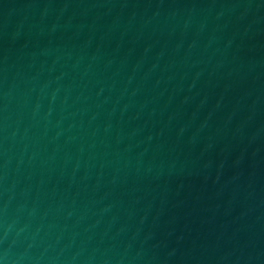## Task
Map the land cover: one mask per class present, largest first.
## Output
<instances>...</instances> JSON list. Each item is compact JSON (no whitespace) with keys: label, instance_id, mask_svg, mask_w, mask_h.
<instances>
[{"label":"water","instance_id":"1","mask_svg":"<svg viewBox=\"0 0 264 264\" xmlns=\"http://www.w3.org/2000/svg\"><path fill=\"white\" fill-rule=\"evenodd\" d=\"M0 264H264V0H0Z\"/></svg>","mask_w":264,"mask_h":264}]
</instances>
